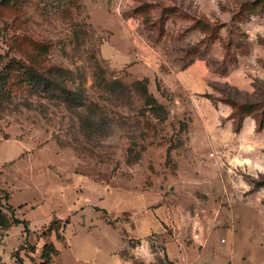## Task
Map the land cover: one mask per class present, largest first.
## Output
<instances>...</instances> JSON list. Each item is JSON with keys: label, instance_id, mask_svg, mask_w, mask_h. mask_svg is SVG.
Returning a JSON list of instances; mask_svg holds the SVG:
<instances>
[{"label": "rangeland", "instance_id": "rangeland-1", "mask_svg": "<svg viewBox=\"0 0 264 264\" xmlns=\"http://www.w3.org/2000/svg\"><path fill=\"white\" fill-rule=\"evenodd\" d=\"M159 36L182 62L204 56L219 70L225 65L210 54L218 58L222 50L231 69L250 55L238 74L245 87L216 84L252 116L244 150L210 154L194 107L149 68L144 46ZM0 143H18L12 162L35 173L83 177L73 190L83 199V222L70 215L65 228L76 231L72 240L93 223L88 231L102 232L110 245L135 211L212 204L188 193L204 191L199 179L224 172L238 204L264 218V0H0ZM5 194L0 189V198ZM95 197L104 204H93ZM60 221L36 234L45 236L43 248L26 240L10 249V221L0 215V264L44 260L54 248L50 228L56 240H68ZM152 245L159 251L161 239ZM235 250L233 264H264V241ZM242 250L245 263L238 262Z\"/></svg>", "mask_w": 264, "mask_h": 264}, {"label": "crops", "instance_id": "crops-1", "mask_svg": "<svg viewBox=\"0 0 264 264\" xmlns=\"http://www.w3.org/2000/svg\"><path fill=\"white\" fill-rule=\"evenodd\" d=\"M142 38L144 37L139 34V40ZM152 41L150 48L144 46V53L149 57V68L170 79L174 87L194 107L197 117L205 127L210 151L229 153L233 150H244L242 148L245 146V139L252 136L251 132L254 130L247 128L246 123L247 117L252 116L238 113L233 103L221 96L216 84L227 82L237 87H245V81L238 74L242 73L241 65L246 63L250 55L246 54L241 64L231 69V63L222 50L218 58L210 54L217 66L225 65L224 70H219L211 64L208 65L204 56L182 62L172 52L163 36ZM239 53L235 52L236 62ZM161 66L165 68L163 73L160 71ZM0 144V189L6 191V195L0 198V209L9 215L4 207L9 206L13 216L24 220L27 227L25 234L21 222H12L4 238L10 249L25 238L34 243L37 251L45 236L36 234L47 228L53 219L61 220L60 229H63L68 240L66 243L59 242L55 238L54 228L49 229L46 237L52 241L54 248L48 264H233L236 247L244 249L245 244L254 238L264 241V218H258L254 210L249 211L238 204L235 199L237 192L228 175L221 172L219 163L215 166L223 175L199 179L204 191L188 193L187 197L196 201L213 198L212 204L203 203V207L198 209L187 203L180 208L176 206L163 209L160 205L135 211L129 221L133 224L122 236L118 235L114 243L109 242L110 245L103 242L102 232L88 231L93 223L81 225L79 237L72 240L70 235L73 237L76 231L66 234L65 228L70 215L80 217L83 222V199L79 193L73 191L78 183L81 184L83 177L73 173L53 177L46 175L43 170L35 173L34 170L23 168L20 159L12 162L13 151L18 153L21 150L18 143ZM212 186L216 191H212ZM91 202L104 204V200L97 197ZM141 237L146 238L153 252L152 261L147 262L132 254V247ZM157 238L161 239L162 244L159 251L152 245ZM128 239L136 240L130 245ZM244 254L242 250L238 262H246ZM24 264L31 263L28 261Z\"/></svg>", "mask_w": 264, "mask_h": 264}, {"label": "built area", "instance_id": "built-area-1", "mask_svg": "<svg viewBox=\"0 0 264 264\" xmlns=\"http://www.w3.org/2000/svg\"><path fill=\"white\" fill-rule=\"evenodd\" d=\"M213 153V151H210V154ZM132 254L147 262L153 260V252L149 248L145 237H141L136 241L135 245L132 247Z\"/></svg>", "mask_w": 264, "mask_h": 264}, {"label": "trees", "instance_id": "trees-1", "mask_svg": "<svg viewBox=\"0 0 264 264\" xmlns=\"http://www.w3.org/2000/svg\"><path fill=\"white\" fill-rule=\"evenodd\" d=\"M34 75L36 76V74H34ZM234 106H236V105H234ZM238 106H240L239 108H241V109L243 110V107H242V106H244V104H240V105L238 104ZM237 112L240 113L239 111H237ZM5 195H6V194H5ZM4 207L8 210L9 215H7V214H6L5 212H3L1 209H0V215L5 216L6 220L8 219V220L10 221L9 224H11L12 222H13V223L21 222L22 225H23V231H24L25 234H27L26 222H25L24 220H21V219H18V218H16V217H14L13 214H12V210H11V208H10L9 206L5 205ZM0 228H1V227H0ZM25 241H26V239L24 238L23 242H21L20 244L25 243ZM20 244H19V245H20ZM44 245H45V242L42 244V247H41V248H43ZM51 252H53V249L50 251L49 254H51ZM49 254L46 256V258H45L44 260H43V257H42V255H41V257H40L41 259H40V261L37 262V264H48L47 260L49 261V257H50Z\"/></svg>", "mask_w": 264, "mask_h": 264}]
</instances>
